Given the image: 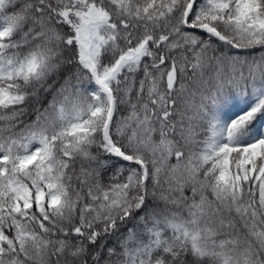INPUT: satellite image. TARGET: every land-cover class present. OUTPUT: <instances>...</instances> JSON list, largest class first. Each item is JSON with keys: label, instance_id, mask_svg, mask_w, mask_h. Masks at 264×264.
Wrapping results in <instances>:
<instances>
[{"label": "snow or ice", "instance_id": "1", "mask_svg": "<svg viewBox=\"0 0 264 264\" xmlns=\"http://www.w3.org/2000/svg\"><path fill=\"white\" fill-rule=\"evenodd\" d=\"M0 264H264V0H0Z\"/></svg>", "mask_w": 264, "mask_h": 264}]
</instances>
